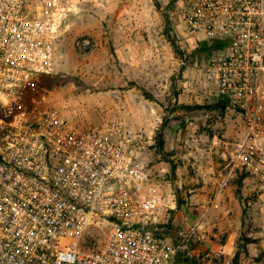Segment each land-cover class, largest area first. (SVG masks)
<instances>
[{
	"label": "built area",
	"instance_id": "obj_1",
	"mask_svg": "<svg viewBox=\"0 0 264 264\" xmlns=\"http://www.w3.org/2000/svg\"><path fill=\"white\" fill-rule=\"evenodd\" d=\"M176 1L185 37L216 42L205 78L243 124L212 203L237 171L264 191V0ZM77 10V0H0V264H175L199 226L177 244L152 231L161 197L140 133L122 116L81 129L40 86Z\"/></svg>",
	"mask_w": 264,
	"mask_h": 264
},
{
	"label": "rangeland",
	"instance_id": "obj_2",
	"mask_svg": "<svg viewBox=\"0 0 264 264\" xmlns=\"http://www.w3.org/2000/svg\"><path fill=\"white\" fill-rule=\"evenodd\" d=\"M77 2L76 13L62 24L54 70L40 79L47 101L81 129L122 116L140 133V155L161 197L151 225L157 238L179 243L180 232H188L189 228L175 222L171 202L189 198V187L198 189V204L208 207L207 219L179 250L175 264H189L184 262L186 258L197 264H264L261 183L237 171L212 203L220 174L226 171L219 156L221 149L210 152L206 142H196L191 152L181 142L171 143V122H193L209 131L216 120H229L232 112L233 119L239 117L227 104L222 108L225 101L205 78L207 62L219 52L214 48L216 42L187 38L176 27L171 11L174 5L180 8L181 1ZM192 94L200 97L198 102H187ZM158 134L166 137L164 152L158 150ZM171 153L174 161L178 156H187L188 163V168L172 179ZM209 153V158L216 157L212 169L207 168ZM189 159L197 163L198 170L190 168ZM195 247L204 250L194 252ZM236 253L238 257L234 258Z\"/></svg>",
	"mask_w": 264,
	"mask_h": 264
},
{
	"label": "crops",
	"instance_id": "obj_3",
	"mask_svg": "<svg viewBox=\"0 0 264 264\" xmlns=\"http://www.w3.org/2000/svg\"><path fill=\"white\" fill-rule=\"evenodd\" d=\"M189 84L190 86H192V83ZM208 85L210 87L213 86V88L215 87L216 89V83L214 81H209ZM199 98L200 97H196L192 94L189 99L190 101L187 102H192V100H196L198 102ZM231 114L232 116H234L233 112ZM232 116L229 118V120L226 119L225 122H220L216 120V123L212 125L209 131L208 129L198 128L193 122H189L188 124H179L171 122V143L181 142L184 147H190L189 151L192 152L193 150L190 149L196 142H206L210 152L215 151L218 153V151L221 149L219 156L222 160H224V167H226V165L228 164V159L232 156L236 144L239 141L243 131L240 115L235 119H233ZM184 122H187V120ZM219 127L221 129L217 130V128ZM222 127H224L225 129L223 130ZM164 140H166V137L164 138ZM172 148L173 147L171 145V150ZM174 157V154L171 153V167L174 166V173L171 171V179L175 178L176 176H179L180 172H184V170L188 168V163L186 161L187 156H178L176 161H174ZM209 157L210 153L207 155V162L209 164L207 168L212 169L216 166L215 164H217L216 157H214V160ZM189 161L191 163L190 168H194V170L199 169L196 168V162H192L191 159H189ZM160 165L161 164H158L157 166ZM162 172H165V170L163 169ZM178 188L180 189V187ZM187 192L191 195L189 196V198H186L184 202H181L180 204H178L176 201L171 202L170 208L171 211L175 213V222L189 229L192 227H196L197 225H200L201 228L204 225V221L207 219L206 214L208 207L201 206L198 204L200 200L198 189L189 187ZM203 250V247L194 248V252L198 253L203 252Z\"/></svg>",
	"mask_w": 264,
	"mask_h": 264
},
{
	"label": "trees",
	"instance_id": "obj_4",
	"mask_svg": "<svg viewBox=\"0 0 264 264\" xmlns=\"http://www.w3.org/2000/svg\"><path fill=\"white\" fill-rule=\"evenodd\" d=\"M196 108H201V106L200 105H196ZM222 108H226V103L225 102H222ZM156 141H157V145H158V150L161 151V152L162 151L164 152L165 146H164V138H163L162 134H158V137H157ZM171 171L174 173V166L171 167ZM241 172H243V171H240V173ZM241 180H242V178H241ZM180 203L181 202L179 201L178 204H180ZM237 257H238V254L236 253L234 258H237ZM184 262H187L189 264H197V262L194 259H191V258H186L184 260Z\"/></svg>",
	"mask_w": 264,
	"mask_h": 264
}]
</instances>
